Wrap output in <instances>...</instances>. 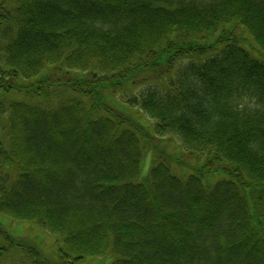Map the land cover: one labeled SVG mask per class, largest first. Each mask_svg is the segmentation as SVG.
Instances as JSON below:
<instances>
[{
  "label": "trees",
  "instance_id": "1",
  "mask_svg": "<svg viewBox=\"0 0 264 264\" xmlns=\"http://www.w3.org/2000/svg\"><path fill=\"white\" fill-rule=\"evenodd\" d=\"M0 243L264 264V0H0Z\"/></svg>",
  "mask_w": 264,
  "mask_h": 264
},
{
  "label": "rangeland",
  "instance_id": "2",
  "mask_svg": "<svg viewBox=\"0 0 264 264\" xmlns=\"http://www.w3.org/2000/svg\"><path fill=\"white\" fill-rule=\"evenodd\" d=\"M6 223L9 226H12V232L17 234L18 242H20L23 246L30 247L31 245L33 247H36L40 245L41 254L40 257L42 258L44 256V259L49 260V254L52 252V243L56 239L55 236L51 235V233L42 231L39 228H35V226H32L30 223H16L14 220L10 218H6ZM0 247L2 248V244L0 243ZM33 254V252H31ZM15 255V254H14ZM36 256V255H35ZM39 255L38 258L40 259ZM6 259H14L13 261H16L15 256L13 255H7ZM21 259H26L25 256H22ZM43 259V258H42ZM85 264V263H84Z\"/></svg>",
  "mask_w": 264,
  "mask_h": 264
}]
</instances>
